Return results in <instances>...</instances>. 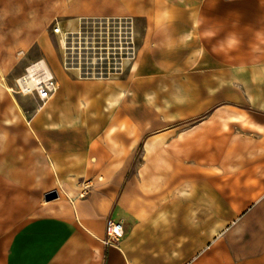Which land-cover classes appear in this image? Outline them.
I'll use <instances>...</instances> for the list:
<instances>
[{
    "label": "crops",
    "instance_id": "obj_1",
    "mask_svg": "<svg viewBox=\"0 0 264 264\" xmlns=\"http://www.w3.org/2000/svg\"><path fill=\"white\" fill-rule=\"evenodd\" d=\"M58 3L60 26L68 31L77 29L83 18L129 19L136 57L120 80L82 81L63 69L60 49L49 38L33 43L0 38V264H189L188 244H179L180 258L174 259L178 247L174 249L172 233L187 238L199 232L189 229L186 213L174 218L171 207L158 206L149 197V183L128 180L124 165L102 170L106 180L111 175L108 184L97 183L90 195L80 196L82 185L92 186L93 122L105 121L77 111L92 112L96 108L85 103L98 98L111 109L131 100L139 104L132 112L142 119L139 125L150 118L144 109H176L186 118L189 109L198 115L211 111L176 143L206 127L228 133L232 125L264 138V0ZM19 7L20 26L13 24V0H0V14L5 15L0 29L10 36L14 28L29 29ZM21 45L40 47L38 63L56 84L54 94L34 98L39 107L31 114L9 87L21 60L13 48ZM162 95L169 106L157 105ZM173 95L179 99L174 101ZM162 120L174 124L171 112ZM114 131L112 127L109 133ZM157 137L148 138L145 153L156 152ZM164 149L171 151L168 145ZM56 183L66 196L54 206L44 196ZM108 220L123 225L124 239L115 246L104 244Z\"/></svg>",
    "mask_w": 264,
    "mask_h": 264
},
{
    "label": "rangeland",
    "instance_id": "obj_2",
    "mask_svg": "<svg viewBox=\"0 0 264 264\" xmlns=\"http://www.w3.org/2000/svg\"><path fill=\"white\" fill-rule=\"evenodd\" d=\"M26 1L13 0L12 16L13 24L20 26L19 6H22L25 10L23 22H29V29L14 28L11 36L9 30L0 29L2 41L10 37L14 43L21 38H28L29 42L49 38L53 48H59L53 34L55 24L61 25L63 20L58 12L59 0ZM65 1L68 0H61L62 7ZM4 16L0 14L3 22ZM126 21L131 22L129 19ZM72 27L73 24L69 29ZM0 48L3 52L4 47ZM13 49L14 56L21 60L8 79L9 87L16 91V100L21 107L31 114L39 107L35 100L38 95L36 91L21 93L16 81L25 76L26 69L38 63L43 54L37 45H21ZM124 68L121 75L108 80L76 77L82 81L101 83L116 81L125 77L129 67ZM16 76L19 77L14 79ZM97 91L103 92L101 89ZM176 96L179 99V95H173L174 101ZM128 97L126 94L125 99ZM163 97H158L161 104L157 105L169 106ZM85 105L86 108L94 106L96 109L83 115L77 111L78 116L94 120L102 118L105 122L103 125L93 122L92 186L88 183L82 185L80 196L90 195L97 183L105 181L108 184L111 175L106 180L102 170L117 164L124 165L129 170L128 180L149 183V197L158 206L171 207L174 218L181 212L186 213L189 229L199 232L188 233L187 238L182 237L184 233H172L174 249L178 247L174 250V259L180 258L179 244H188L189 264H264V138L232 125L228 133H221L217 127H206L186 137L184 142L176 143L181 133L210 116L211 111L198 115V110L189 109L186 118L181 117V111L176 109H144L146 114L150 113V118L146 124L139 125L142 119L132 114L135 111L133 106L139 104H132L131 100H126L119 109H111L99 98L87 101ZM168 112L172 114L173 125H165L162 120ZM112 127L115 131L109 133ZM107 133L110 135L108 138ZM152 135L158 136V145L156 152L149 155L145 153V145ZM174 144L176 148H171ZM166 145L171 151H165ZM52 192L58 194L57 199L52 201V205L57 206L60 199L66 196V191L56 183L53 190L46 194ZM177 250L179 253L175 252Z\"/></svg>",
    "mask_w": 264,
    "mask_h": 264
},
{
    "label": "built area",
    "instance_id": "obj_3",
    "mask_svg": "<svg viewBox=\"0 0 264 264\" xmlns=\"http://www.w3.org/2000/svg\"><path fill=\"white\" fill-rule=\"evenodd\" d=\"M127 21L83 18L78 21L77 29L70 31L56 23L53 34L58 37L63 69L84 80H108L121 75L124 67L134 61L137 52L132 24ZM33 91L41 99L46 98L48 94L56 92V84L49 77L47 82ZM105 232L106 246H115L124 239L121 222L108 220Z\"/></svg>",
    "mask_w": 264,
    "mask_h": 264
},
{
    "label": "bare ground",
    "instance_id": "obj_4",
    "mask_svg": "<svg viewBox=\"0 0 264 264\" xmlns=\"http://www.w3.org/2000/svg\"><path fill=\"white\" fill-rule=\"evenodd\" d=\"M49 74L43 63H36L29 67L26 75L17 80L23 93L27 94L39 88L40 85L47 82Z\"/></svg>",
    "mask_w": 264,
    "mask_h": 264
},
{
    "label": "water",
    "instance_id": "obj_5",
    "mask_svg": "<svg viewBox=\"0 0 264 264\" xmlns=\"http://www.w3.org/2000/svg\"><path fill=\"white\" fill-rule=\"evenodd\" d=\"M58 194L56 192L48 193L44 196L45 202H51L55 199H57Z\"/></svg>",
    "mask_w": 264,
    "mask_h": 264
}]
</instances>
